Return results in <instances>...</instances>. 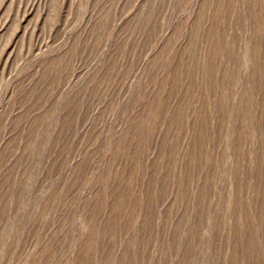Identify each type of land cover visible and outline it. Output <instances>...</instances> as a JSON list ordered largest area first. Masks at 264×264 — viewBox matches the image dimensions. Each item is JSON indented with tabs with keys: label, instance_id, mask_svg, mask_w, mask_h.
<instances>
[{
	"label": "rangeland",
	"instance_id": "obj_1",
	"mask_svg": "<svg viewBox=\"0 0 264 264\" xmlns=\"http://www.w3.org/2000/svg\"><path fill=\"white\" fill-rule=\"evenodd\" d=\"M0 264H264V0H0Z\"/></svg>",
	"mask_w": 264,
	"mask_h": 264
}]
</instances>
